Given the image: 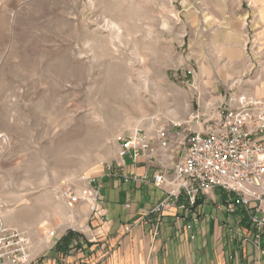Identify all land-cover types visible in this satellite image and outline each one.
<instances>
[{
  "label": "rangeland",
  "instance_id": "1",
  "mask_svg": "<svg viewBox=\"0 0 264 264\" xmlns=\"http://www.w3.org/2000/svg\"><path fill=\"white\" fill-rule=\"evenodd\" d=\"M225 9L244 51L230 74ZM240 98L264 100V0H0V225L32 264L70 229L59 188L108 172L119 137L172 145Z\"/></svg>",
  "mask_w": 264,
  "mask_h": 264
},
{
  "label": "crops",
  "instance_id": "2",
  "mask_svg": "<svg viewBox=\"0 0 264 264\" xmlns=\"http://www.w3.org/2000/svg\"><path fill=\"white\" fill-rule=\"evenodd\" d=\"M225 14L230 74L243 67L244 51L237 44L241 40H232L239 34L228 25L236 18ZM181 140L167 147L156 144L153 153L137 161L121 159L117 175L105 170L98 178L102 187L96 209L86 201L71 207L70 229L51 237L32 264H264V234L255 239L247 213L239 206L229 209L221 189L194 203L182 196L183 208L165 212L158 231L142 223L152 218L150 209L169 189L156 186L153 175L164 171L172 177L184 155Z\"/></svg>",
  "mask_w": 264,
  "mask_h": 264
},
{
  "label": "built area",
  "instance_id": "3",
  "mask_svg": "<svg viewBox=\"0 0 264 264\" xmlns=\"http://www.w3.org/2000/svg\"><path fill=\"white\" fill-rule=\"evenodd\" d=\"M237 105H226L224 121L211 128L182 131L179 144L184 155L174 165L171 178L164 171L153 175L156 186L169 189L150 209L152 218H144L143 224H154L158 231L165 212L183 208L182 196L194 203L199 196L221 189L229 196V209L234 211L239 206L247 213L255 239L264 234V100L240 98ZM156 144L168 146L165 130L151 134L141 128L119 137V160L107 169L119 174L121 159L130 156L137 161L153 153ZM83 181L81 188L67 183L58 191L69 206L86 201L95 210L101 200V181L95 177H83ZM31 255L26 235L1 224L0 264H30Z\"/></svg>",
  "mask_w": 264,
  "mask_h": 264
}]
</instances>
